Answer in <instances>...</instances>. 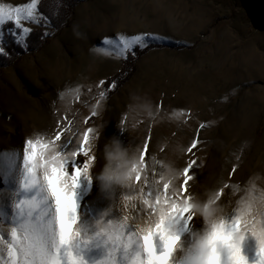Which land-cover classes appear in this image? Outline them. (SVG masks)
<instances>
[{
  "label": "rangeland",
  "instance_id": "374dc122",
  "mask_svg": "<svg viewBox=\"0 0 264 264\" xmlns=\"http://www.w3.org/2000/svg\"><path fill=\"white\" fill-rule=\"evenodd\" d=\"M38 10L48 25L25 22L33 29L26 50L11 41L5 26L9 55L0 57V151H22L26 139L54 138L62 130L57 143L66 144L67 152L93 128L97 160L77 189L82 222L91 224L115 202L122 204L128 191L107 186L104 144L115 136L135 151L149 130V161L157 171L174 170L175 183L182 182L179 173L189 159L197 160L193 196L204 199L209 190L230 185L219 200L227 224L246 199L264 196V0H40ZM143 32L170 39L137 48L140 53L127 59L93 51L104 47L103 38ZM197 134L193 155L187 148ZM172 227L180 237L173 264H183L193 234L206 226L193 215ZM155 243L160 250L158 237ZM241 251L254 264L257 241L250 233Z\"/></svg>",
  "mask_w": 264,
  "mask_h": 264
},
{
  "label": "snow or ice",
  "instance_id": "6c2138e0",
  "mask_svg": "<svg viewBox=\"0 0 264 264\" xmlns=\"http://www.w3.org/2000/svg\"><path fill=\"white\" fill-rule=\"evenodd\" d=\"M39 3L40 0L19 5L0 2V57L9 55L5 26L11 41L25 50L33 31L25 22L47 27L48 19L39 12ZM50 34L45 32L44 36ZM168 39L148 32L120 34L103 38L104 47L93 51L127 59L129 53L136 54L137 48L143 50L153 42ZM99 83L106 85L104 80ZM112 87H116L115 83ZM106 93L105 87L99 97L103 99ZM96 115L93 111L92 116ZM120 129L123 131V125ZM61 132L57 131L54 138L44 134L28 138L22 151H0V264H90L86 254L92 250L100 255L91 264H173L180 237L172 225L177 219L187 224L194 215L190 182L195 178L197 160L189 159L179 173L182 182L175 183L176 172L157 171L149 161V130L137 150V163L128 177L123 203L115 202L113 208L89 224L81 220L77 189L82 176L90 177L97 160L91 151L95 130L89 127L83 131L78 147L67 152L66 144L57 143ZM198 135L187 148L193 155L200 143ZM81 155L82 162L76 159ZM232 172H236L235 167ZM229 187L228 183L222 184L217 191L219 200ZM137 219L144 220V226L136 223ZM246 233L257 241L254 264H264V196L246 199L232 223L213 233L212 240L216 242L212 264H249L241 251ZM157 237L160 250L155 243ZM183 264H207L205 249L190 250Z\"/></svg>",
  "mask_w": 264,
  "mask_h": 264
},
{
  "label": "clouds",
  "instance_id": "9594fccd",
  "mask_svg": "<svg viewBox=\"0 0 264 264\" xmlns=\"http://www.w3.org/2000/svg\"><path fill=\"white\" fill-rule=\"evenodd\" d=\"M145 110L147 106L145 105ZM103 155L105 164L102 170V176L111 180L107 183L108 187H124L128 186V177L132 174L133 166L137 163V150H131L125 146L117 137L110 138L103 146ZM171 173H175L170 169ZM191 209L194 215L203 219L205 229L202 232L194 233V243L192 250L205 249V260L207 264H212L215 256L212 235L221 226H227L225 217L227 213L223 205L219 203L217 191L209 190L206 198L201 199L193 196L190 201ZM140 224V223H139ZM140 226H144L140 224ZM209 241H212L209 243ZM179 242H177V248Z\"/></svg>",
  "mask_w": 264,
  "mask_h": 264
},
{
  "label": "trees",
  "instance_id": "16d2710c",
  "mask_svg": "<svg viewBox=\"0 0 264 264\" xmlns=\"http://www.w3.org/2000/svg\"><path fill=\"white\" fill-rule=\"evenodd\" d=\"M30 47H32V45H30ZM137 53H140V51H139V50H136V54H137ZM136 54H135V55H136ZM131 58H133V57L130 56V59H129V60H131ZM1 59H2V58H1ZM1 61H2V60H1ZM1 63H2V62H1ZM4 63H6V62H4ZM124 74H126V72H125V73L122 72L121 75H119L118 78H116V81H119L120 79H123V77L125 76Z\"/></svg>",
  "mask_w": 264,
  "mask_h": 264
},
{
  "label": "bare ground",
  "instance_id": "6f19581e",
  "mask_svg": "<svg viewBox=\"0 0 264 264\" xmlns=\"http://www.w3.org/2000/svg\"><path fill=\"white\" fill-rule=\"evenodd\" d=\"M99 254V253H98ZM97 254V252H96V250H92L91 252H90V259H91V261L92 260H95V259H98V255Z\"/></svg>",
  "mask_w": 264,
  "mask_h": 264
}]
</instances>
